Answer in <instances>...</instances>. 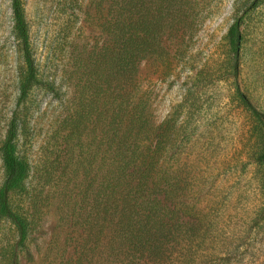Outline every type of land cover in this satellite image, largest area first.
<instances>
[{
  "label": "trees",
  "instance_id": "trees-1",
  "mask_svg": "<svg viewBox=\"0 0 264 264\" xmlns=\"http://www.w3.org/2000/svg\"><path fill=\"white\" fill-rule=\"evenodd\" d=\"M93 1L99 40L90 50L76 45L77 54L69 59L66 72L76 103L57 133L52 161L38 176L23 150L21 129L27 97L40 82L39 69L25 0H11L21 67L18 97L0 141V264H21L22 255L30 253L33 221L17 198L28 197L35 177L41 191L57 193L59 221L70 230L74 248L70 264H194L195 243L207 239L203 223H208L195 207L192 177L182 170L187 163H180L181 123L172 118L156 124L139 67L146 61L172 65L179 52L175 41L193 27L195 4ZM82 2L72 0V11L82 12ZM241 23L238 18L228 31L236 80ZM235 93L261 129L264 145V113L238 84Z\"/></svg>",
  "mask_w": 264,
  "mask_h": 264
},
{
  "label": "rangeland",
  "instance_id": "rangeland-1",
  "mask_svg": "<svg viewBox=\"0 0 264 264\" xmlns=\"http://www.w3.org/2000/svg\"><path fill=\"white\" fill-rule=\"evenodd\" d=\"M257 1L191 0L196 18L192 29L175 41L179 52L172 65L162 68L146 61L139 67L156 124L172 118L181 123L180 163H187L181 168L192 177L195 207L208 223H203L207 239L195 243L194 264H264L263 133L235 93L238 84L264 113V0ZM93 2L83 0L82 12L72 11V0L24 2L40 82L25 102L21 133L38 176L52 161L57 133L76 103L66 72L69 59L76 56V45L90 50L99 40ZM238 18L236 80L228 31ZM20 67L11 0H0V141L18 97ZM1 177L0 162V183ZM31 181L28 197L17 198L33 221L30 253L22 255L21 264H70L74 248L70 230L59 221L57 193L41 191L36 177ZM200 220L194 218L197 224Z\"/></svg>",
  "mask_w": 264,
  "mask_h": 264
}]
</instances>
